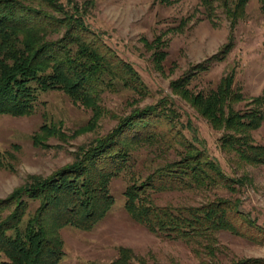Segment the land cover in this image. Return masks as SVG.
Returning <instances> with one entry per match:
<instances>
[{
    "label": "rangeland",
    "instance_id": "374dc122",
    "mask_svg": "<svg viewBox=\"0 0 264 264\" xmlns=\"http://www.w3.org/2000/svg\"><path fill=\"white\" fill-rule=\"evenodd\" d=\"M59 2L66 10L79 7L86 25L132 64L148 93L138 94L121 85L116 89L105 86L89 105L63 90L40 91L32 114L0 115V198L72 165L78 155L111 134L122 119L153 105L156 113L149 116L148 125H139L124 135L138 142H126L130 170L111 180L109 188L115 203L104 218L91 230L47 224L50 234L62 243L64 255L59 264H114L118 259H128L127 264H231L247 258L264 259V164L244 160L226 144L228 135L247 134L249 142L264 145V120L246 133L236 132L227 121L231 110L261 109L264 113V103L258 100L264 96V0H247L234 24L223 0H214L211 18L206 16L201 0ZM235 2L231 0L230 5ZM41 8L63 16L51 7ZM65 30L63 27L48 38L61 37ZM230 43L233 46L223 59L210 61L206 70L193 69ZM191 71V79L181 84ZM231 72V89L240 91L242 98L228 100L222 118L217 112L205 113L197 97L216 90ZM124 141L121 139V143ZM195 152L220 164L225 175L235 180L231 189L221 184L178 187L151 192L152 201L159 206L201 208L231 200L263 232L243 222V233L222 229L211 237L198 236L187 242L158 235L128 213V186L141 184L159 168ZM30 204V211H36L40 201ZM14 207L5 214L13 212ZM27 220L28 215L21 225Z\"/></svg>",
    "mask_w": 264,
    "mask_h": 264
},
{
    "label": "trees",
    "instance_id": "16d2710c",
    "mask_svg": "<svg viewBox=\"0 0 264 264\" xmlns=\"http://www.w3.org/2000/svg\"><path fill=\"white\" fill-rule=\"evenodd\" d=\"M201 1L206 16L214 17V0ZM230 1L223 0V3L234 24L247 0H236L234 6ZM44 6L63 16L49 14L41 8ZM72 8L66 10L59 0H0V115L32 114L40 91L63 90L74 100L89 105L97 100L105 86L115 88L121 85L138 94L148 93L132 64L99 39L86 25L78 6ZM63 27L66 30L61 37L48 38L53 32H61ZM232 46V43L224 46L193 69L206 70L210 61L223 59ZM233 74L225 76L216 90L197 97L201 98L199 104L206 108L205 113L217 112L222 118L227 101L242 98L240 91L231 89ZM192 75V71L185 75L181 84L189 81ZM258 100L264 103V96ZM155 109L156 106L149 105L136 110L122 119L111 134L78 155L72 165L46 179H35L29 187L0 198V264H59L64 255L62 243L50 234L47 224L54 222L55 227L71 224L91 230L104 218L115 203L109 188L111 180L120 172L130 170L131 155L126 142H138L124 135L139 125H148L149 116L156 113ZM233 112L231 110L227 121L236 132L246 133L258 128L264 120L261 109ZM123 138L126 141L121 143ZM248 138L247 134H231L226 137V144L244 160L264 164V145L251 143ZM231 182L235 180L225 175L217 161L195 152L159 168L141 184L128 186L125 208L152 232L187 242L198 236L211 237L214 231L222 229L243 233L240 232V223L243 222L263 232V228L240 212L231 200H219L201 208H174L159 206L150 198L151 192L178 187L221 184L231 189ZM36 200L40 201L39 207L30 211V203ZM14 205L13 212L5 214ZM26 215L28 220L22 226ZM127 261L118 259L114 264H127ZM231 264H264V259L247 258Z\"/></svg>",
    "mask_w": 264,
    "mask_h": 264
}]
</instances>
